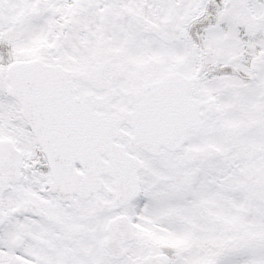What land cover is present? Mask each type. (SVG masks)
I'll use <instances>...</instances> for the list:
<instances>
[{"label":"snow or ice","instance_id":"1","mask_svg":"<svg viewBox=\"0 0 264 264\" xmlns=\"http://www.w3.org/2000/svg\"><path fill=\"white\" fill-rule=\"evenodd\" d=\"M0 264H264V0H0Z\"/></svg>","mask_w":264,"mask_h":264}]
</instances>
